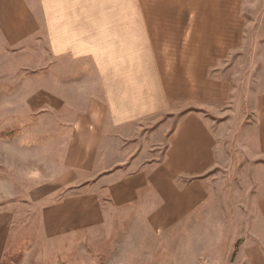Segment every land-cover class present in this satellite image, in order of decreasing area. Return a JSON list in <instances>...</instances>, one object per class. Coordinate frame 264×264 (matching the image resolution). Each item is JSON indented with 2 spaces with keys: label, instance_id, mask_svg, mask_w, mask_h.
<instances>
[{
  "label": "crops",
  "instance_id": "0c3cea01",
  "mask_svg": "<svg viewBox=\"0 0 264 264\" xmlns=\"http://www.w3.org/2000/svg\"><path fill=\"white\" fill-rule=\"evenodd\" d=\"M145 2L0 0V51L38 42L51 60L47 67L67 60L91 70L79 82H62L63 98L48 91L61 101L85 97L80 108H47L69 117L63 171L29 194L42 200L73 191L42 207L44 238L101 225L103 189L112 210L135 205L155 235L182 221L187 235L202 233L203 243L232 233L240 239L234 263L264 264V93L254 95L245 126L254 145L243 156L231 140L220 144L226 123L209 112L231 96L223 74L226 54L242 49L238 3L204 0L206 7L191 13L187 2L156 0L154 10ZM248 169L258 173L257 184L253 171L243 173Z\"/></svg>",
  "mask_w": 264,
  "mask_h": 264
},
{
  "label": "rangeland",
  "instance_id": "374dc122",
  "mask_svg": "<svg viewBox=\"0 0 264 264\" xmlns=\"http://www.w3.org/2000/svg\"><path fill=\"white\" fill-rule=\"evenodd\" d=\"M155 1L146 0L145 8L154 10ZM177 1L187 2L185 9L187 6L191 13L206 7L204 0ZM236 2L242 12V49L226 54L223 74L230 81L231 96L224 106L209 107V112L219 122L226 123L220 128L226 133H218L220 144L231 140L243 156L249 142L254 145L253 133L249 137L245 131L254 116V95L259 90L264 93V79L258 82L259 74H264V0ZM37 43L25 45L20 51H0V223H4L0 264H236L234 258L240 239H232V233L231 239H205L203 243L202 233L190 230L187 235L188 229L182 221L155 235L135 205L112 210L109 199L101 193L103 189L98 193L101 225L56 239L44 238L41 209L64 193L59 191L42 200L33 199L29 193L63 171L61 145L66 138L64 124L69 119L47 108L51 105L80 108L85 96L82 94L76 101H67V97L66 101L57 100L66 96L58 86L64 81L79 82L84 71L90 75L91 70L88 63H81L82 68L80 63L67 60L47 67L51 60ZM219 67L221 70L223 66ZM43 77L47 83H43ZM76 86H68L70 93H74ZM49 90L55 92L56 98ZM140 143L138 139L135 144ZM140 148L139 156L143 153ZM230 149L233 152L236 146ZM248 171L253 170L243 173ZM253 172L257 184L259 176ZM250 177L249 173L245 174L243 181H250Z\"/></svg>",
  "mask_w": 264,
  "mask_h": 264
},
{
  "label": "trees",
  "instance_id": "16d2710c",
  "mask_svg": "<svg viewBox=\"0 0 264 264\" xmlns=\"http://www.w3.org/2000/svg\"><path fill=\"white\" fill-rule=\"evenodd\" d=\"M198 111H200V110H198ZM71 190H72V189H66V190L63 191V193H64V194H66V193H70Z\"/></svg>",
  "mask_w": 264,
  "mask_h": 264
}]
</instances>
